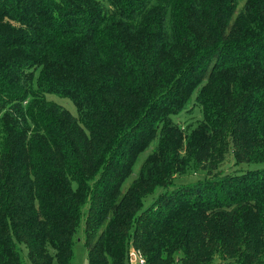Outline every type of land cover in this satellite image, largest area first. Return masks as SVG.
<instances>
[{
    "label": "trees",
    "instance_id": "obj_1",
    "mask_svg": "<svg viewBox=\"0 0 264 264\" xmlns=\"http://www.w3.org/2000/svg\"><path fill=\"white\" fill-rule=\"evenodd\" d=\"M240 1L0 0V264H70L79 233L88 264H264V0Z\"/></svg>",
    "mask_w": 264,
    "mask_h": 264
},
{
    "label": "rangeland",
    "instance_id": "obj_2",
    "mask_svg": "<svg viewBox=\"0 0 264 264\" xmlns=\"http://www.w3.org/2000/svg\"><path fill=\"white\" fill-rule=\"evenodd\" d=\"M240 2L243 3L242 0ZM241 3L239 6H241ZM63 101H65V100H63ZM63 105L65 107H67V109L73 115L75 114V108L72 104L69 103V105L68 104H63ZM199 119H200V113L197 111V109L193 110L191 113L190 112H183L180 115L173 117V121L178 126H180V128H182L183 130L188 123H195ZM151 149L149 148L146 151H144L142 154H140L139 158L137 159V162L133 166L131 175L129 176V178L126 180V182L122 186V191H124L128 187V185L137 177V173L139 172V170H140L143 162L145 161L146 157L151 153ZM237 167L238 166H236L234 164L232 157L229 156L227 159H225L224 163L219 168V171L224 172V173H230L231 171H233ZM198 176L201 177L203 175H200L199 173H194V174L188 173L184 177L175 176L174 182L176 184L194 182L196 180L195 178H198ZM163 192H164V189L156 187L150 195L145 196L142 199L143 209H146V207L150 206L152 204V202L156 199L158 194L163 193ZM79 236L80 237L78 238V241H75V244H74V257L70 261V264H88L87 250L83 245V238H82L81 233H79ZM18 248L20 250L21 260L25 264H31L29 262V260L27 259L26 248L23 245L19 246ZM135 254H139V253L136 252ZM137 256H139V255H137ZM133 261H135L136 263H139V258H137V257L133 258ZM52 264H56L55 259H53ZM133 264H135V263H133ZM215 264H225V263L223 261L219 260V261H216Z\"/></svg>",
    "mask_w": 264,
    "mask_h": 264
},
{
    "label": "built area",
    "instance_id": "obj_3",
    "mask_svg": "<svg viewBox=\"0 0 264 264\" xmlns=\"http://www.w3.org/2000/svg\"><path fill=\"white\" fill-rule=\"evenodd\" d=\"M136 252L134 251H130L129 252V259H130V264L132 263H135V264H143L144 263V260L142 259V257L139 255V254H135ZM139 255V256H137ZM139 258V263H136L135 261H133V258Z\"/></svg>",
    "mask_w": 264,
    "mask_h": 264
}]
</instances>
